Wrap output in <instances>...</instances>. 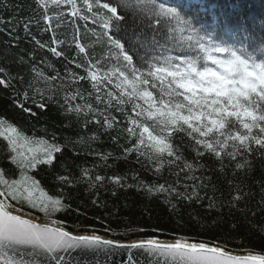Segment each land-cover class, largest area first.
Listing matches in <instances>:
<instances>
[{
    "label": "snow or ice",
    "instance_id": "obj_1",
    "mask_svg": "<svg viewBox=\"0 0 264 264\" xmlns=\"http://www.w3.org/2000/svg\"><path fill=\"white\" fill-rule=\"evenodd\" d=\"M34 2L37 11L43 9L41 19L48 22L49 0ZM50 2L59 7L61 0ZM64 2L77 11L75 0ZM166 3L167 0H136L137 7L132 8L131 0H84L90 15L81 18L91 19L93 24L99 25L100 35L94 44L106 52L108 67L105 68L100 59H94L88 48L76 43L77 55H84L76 67L84 68L85 74L68 70L69 83L63 89L56 85L61 76L54 66L48 65L55 75H46L32 63V79L19 77L20 84L26 85L23 100H20L21 92L12 83L14 78L0 67V86L16 93L13 103L22 113L36 115L31 107L25 106L29 101L38 109L55 105L66 119L75 120L77 124L82 122L85 129L93 126L91 135L62 147L55 137L49 140L25 136L11 125L5 134V121L0 119V137L7 141L8 148L5 159L19 170L18 179H7L6 170L0 168V185L6 189L0 190V264H65L64 254L78 249L102 250L108 254H119L117 250L143 249L157 257L156 264H264V254L247 248L238 253L229 249L231 233L217 236L213 241L189 242L185 238L172 242L142 239L123 243L118 238L96 234L95 230L91 234L74 233L67 230L64 222L54 218L70 207L67 187L84 182L94 188L105 183L104 175L93 176L92 169L76 163L81 156L92 154L103 162L93 167L112 168L119 160L128 161L133 156L134 163L142 167L144 161L156 165L155 173L161 171L165 160L169 166L175 165L177 182L182 183L179 173H183V181L191 182L182 183L183 190L176 185L154 186L143 182L133 185L126 183L127 176L107 177L108 182L118 187H143L150 195L163 194L164 202L174 213L181 201L187 200L191 204L207 198L210 209L226 206L229 214L251 211L256 215V211L248 207L253 195L248 178L259 168H264V60L258 62L243 48L237 50L217 43L211 37L204 38L192 19L186 18L177 7H166ZM4 23L21 26L26 34H30L33 18ZM35 23L39 25L40 20ZM165 24L174 26L164 31ZM126 25L138 31L125 30ZM9 35L19 39L11 30ZM169 42L168 54L149 55V49L155 51ZM36 43L45 47L39 41ZM189 50L195 55L189 54ZM49 51L55 56L63 55L55 47H49ZM74 62L69 61L70 64ZM19 64L25 66L29 61L21 56ZM94 67L104 71L105 78L97 80ZM81 81L91 84V90L85 89L87 95L80 89ZM157 81L159 96L149 90L157 88ZM41 82L43 86L36 87ZM108 85H114L118 92L104 91ZM134 98L143 104L135 103ZM128 104L132 105L131 114L126 108ZM114 113H119L120 118ZM140 117L152 121V125L142 122ZM104 136L120 147V155L97 152L92 147L102 142ZM78 145L81 147L77 149ZM66 148L77 149L72 152L71 165L65 159ZM184 149H188L190 155H186ZM72 167L78 168L81 175L74 177ZM61 169L65 174H59ZM48 170L55 180L56 194H49L41 181L31 174ZM137 176L133 175V180ZM225 180L235 195L217 204L214 194H222ZM258 184L260 199L255 209L264 214V175ZM25 205L43 213L47 222H37L31 211L24 210ZM129 232L131 230L126 229L121 235ZM232 232H238L235 223ZM128 264H135L130 251Z\"/></svg>",
    "mask_w": 264,
    "mask_h": 264
},
{
    "label": "trees",
    "instance_id": "obj_2",
    "mask_svg": "<svg viewBox=\"0 0 264 264\" xmlns=\"http://www.w3.org/2000/svg\"><path fill=\"white\" fill-rule=\"evenodd\" d=\"M77 11H73L72 5L61 0L59 7L52 5L49 0L47 15L50 17L48 22L41 19L43 9L36 10L34 0H0V67L5 68L12 79V83L20 90V100H23V91L26 85H21L19 77L23 76L25 80H31L34 73L31 71V64L34 63L37 70H42L46 75H55L52 68L60 73L61 79L56 81V85L63 89L69 83L68 70L76 72L79 75L85 74L84 68H77L76 63L84 59L83 54L78 53L76 43L89 49L94 59H100L105 68L106 52L102 51L98 44H94L100 35L99 25L93 24L92 20L85 21L81 17L90 15L87 12L84 0H75ZM132 8H136V0H131ZM166 7H177L182 10L186 18L192 19L194 26L200 30V35L204 38L211 37L217 43L226 44L239 49H245L247 54L257 58V61L264 60V0H167ZM118 11H125L118 9ZM131 11V9H128ZM33 18L30 26V34H26L21 26L13 27L12 24L4 23L9 20L20 18ZM40 20L39 25L35 23ZM57 25H59L57 27ZM174 25L165 24L164 31ZM48 29V30H45ZM95 29V31H93ZM19 39H14L9 35V31ZM125 30L138 31L132 29L131 25H126ZM147 31V29H145ZM55 33V37L53 36ZM34 37V39H33ZM179 38V33H177ZM55 39V42H53ZM45 47H40L36 43ZM63 43H60V42ZM49 47H55L63 55L55 56L49 51ZM171 48L170 42L155 51L149 49V55L168 54ZM141 51V55H143ZM175 55V51H171ZM189 54L195 55V52L189 50ZM23 56L28 65L21 66L19 58ZM67 57V59H65ZM34 58V59H33ZM75 60L74 63L69 61ZM96 71L97 80L105 78L104 71ZM115 80V78L113 77ZM63 82V83H62ZM118 82V81H116ZM157 88H150L155 95L159 96V82ZM42 82L36 84V87H42ZM81 91L91 90V84L86 81L80 82ZM75 90V89H73ZM112 90L117 93L114 85H108L104 91ZM63 92H61V95ZM16 95L11 89H4L0 86V119L5 121L3 129L7 134L9 125L15 126L18 132L29 137H43L51 140L56 138V142L62 147L70 141H78L82 136L91 135L93 126L89 125L87 129L83 128L82 122L77 124L75 120L65 118V115L58 111L55 105L46 109H38L29 101L26 107H31L35 116H29L22 113L13 103V97ZM87 95V91H85ZM95 92H93V96ZM103 95V92L101 93ZM115 102V101H114ZM135 103L143 104V101L134 98ZM94 103V100H93ZM102 108L103 105H100ZM131 104L126 105L131 114ZM144 107H147L144 105ZM120 118L119 113H114ZM139 119L142 122L152 125V121ZM81 146H77V149ZM97 152H111L113 156L121 154L120 147L112 143L108 136L102 137V142L93 144ZM77 149H65V159L71 165L72 152ZM186 155L188 149H184ZM8 155L7 141L0 137V168L6 170L7 179H18L19 170L10 160L5 159ZM135 157H129L128 161L119 160L113 164L112 168L93 167L101 165L103 162L97 155L92 154L87 157L81 156L76 160L84 168L92 169L91 174L97 173L104 175L106 181L103 185L97 184L96 187H89L87 183L81 182L71 185L65 189L70 196L67 203L70 207L67 211L57 213L55 219L64 222L67 229L78 232H93L107 237L126 240L139 237H156L171 239H188L193 241H213L217 236H223L231 233L232 239L228 247L231 250L241 251L242 248L252 249L253 252L264 254V214H260L255 209L256 203L260 199L258 182L264 175V168H259L252 176L248 178L252 197L248 202V207L256 211L252 215L251 211L247 214L240 211H234L229 214L228 208L219 207L209 208V200L205 198L201 202L191 203L187 200L177 203V212L171 211V206L164 202L163 194H148L143 187H118L107 181V177L112 175L127 176L126 183L133 185L143 182L144 184L176 185L183 190L182 183L190 184V181H183V173H179L178 183L175 165L169 166L165 160L159 173H155L156 165L144 161V166L134 163ZM143 160V158H142ZM109 163L113 161L110 159ZM15 169V171H11ZM36 179L41 181V185L49 191V194H56L55 180L52 178L51 170L31 173ZM59 174H65V170H59ZM71 174L80 176L78 168L72 167ZM137 179L133 180V175ZM199 175V173H197ZM230 177V173H228ZM4 188V187H3ZM4 190H6L4 188ZM115 192V194H113ZM203 196V192L201 193ZM209 195L213 193L209 192ZM216 202L228 200L234 192H230L226 183L222 186L221 192L215 194ZM14 203V202H13ZM20 207V205H17ZM24 210L31 211L32 214L41 215L43 213L36 209H29L24 206ZM238 225V232H232V225ZM106 229L110 231H106ZM130 229L131 232L121 235ZM143 229V232L141 230ZM219 242V241H218Z\"/></svg>",
    "mask_w": 264,
    "mask_h": 264
},
{
    "label": "water",
    "instance_id": "obj_3",
    "mask_svg": "<svg viewBox=\"0 0 264 264\" xmlns=\"http://www.w3.org/2000/svg\"><path fill=\"white\" fill-rule=\"evenodd\" d=\"M37 222L45 223V221L37 220ZM69 230V229H67ZM71 231V230H69ZM74 233L80 234H91L92 232H78L73 231ZM99 234V233H96ZM104 236L102 234H99ZM105 238H112L104 236ZM146 240V239H159L161 240H171V238H154V237H139V238H130L126 240H121L123 243H132L139 240ZM189 241V240H188ZM161 242H168V241H161ZM189 242H198L190 240ZM119 254H108L102 250L92 251L87 249H78L73 250L70 253H65V264H128V252L130 251L133 255V260L135 264H156L157 257L149 255L143 249H130V250H117ZM234 251V250H233ZM234 253H238L234 251ZM262 254V253H260ZM43 259V258H41ZM162 259V258H160Z\"/></svg>",
    "mask_w": 264,
    "mask_h": 264
},
{
    "label": "rangeland",
    "instance_id": "obj_4",
    "mask_svg": "<svg viewBox=\"0 0 264 264\" xmlns=\"http://www.w3.org/2000/svg\"><path fill=\"white\" fill-rule=\"evenodd\" d=\"M181 99H182V97H181ZM3 187H4L3 185H0V190H4ZM26 212H28V211L26 210ZM32 216H33L34 218H37V220L47 222V218L44 217V214H41V215H35V214H32ZM177 239H180V238H177ZM189 241H190V240H189ZM240 252H241V251H240Z\"/></svg>",
    "mask_w": 264,
    "mask_h": 264
},
{
    "label": "bare ground",
    "instance_id": "obj_5",
    "mask_svg": "<svg viewBox=\"0 0 264 264\" xmlns=\"http://www.w3.org/2000/svg\"><path fill=\"white\" fill-rule=\"evenodd\" d=\"M154 238H156V237H154ZM159 240V239H158ZM161 241H168V242H172V241H174V239H171V240H161ZM235 251V250H234ZM237 252H240V251H237ZM255 253V252H254Z\"/></svg>",
    "mask_w": 264,
    "mask_h": 264
}]
</instances>
